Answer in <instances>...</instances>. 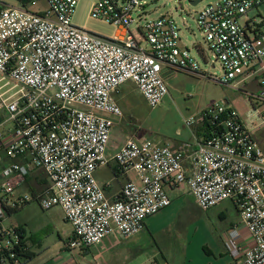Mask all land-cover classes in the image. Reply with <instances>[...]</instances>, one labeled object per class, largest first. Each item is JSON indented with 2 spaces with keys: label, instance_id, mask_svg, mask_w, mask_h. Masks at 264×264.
Returning <instances> with one entry per match:
<instances>
[{
  "label": "built area",
  "instance_id": "2783aa9c",
  "mask_svg": "<svg viewBox=\"0 0 264 264\" xmlns=\"http://www.w3.org/2000/svg\"><path fill=\"white\" fill-rule=\"evenodd\" d=\"M77 1L19 0V7L0 10V82L8 78L20 86L12 101L0 86V151L10 160L0 167V264L22 252L20 230L1 224L4 207L31 201L14 193L34 168L50 181L37 198L40 207H60L73 226L70 252L112 235L137 236L148 218L171 205L168 190L187 187L203 211L231 201L242 223L227 232V253L237 264H264V152L228 104L184 121L188 128L209 124L194 147L128 137L113 159L123 175L134 177L128 176L116 199L107 198L96 178L110 162L111 132L123 117L116 94L129 81L151 108L168 95L164 69L234 87L255 79L264 96V31L248 19L264 0H216L197 14L221 77L203 71L181 45L171 16L146 20L136 15L140 0H97L91 16L118 27L116 37L106 39L72 24ZM40 2L46 11L30 9Z\"/></svg>",
  "mask_w": 264,
  "mask_h": 264
},
{
  "label": "rangeland",
  "instance_id": "374dc122",
  "mask_svg": "<svg viewBox=\"0 0 264 264\" xmlns=\"http://www.w3.org/2000/svg\"><path fill=\"white\" fill-rule=\"evenodd\" d=\"M191 1L194 0H140L143 9L137 11L136 15L144 16L143 19L146 20L164 15L171 16L181 30V45L189 48L203 71L221 77L222 68L208 52L203 34L196 22L197 14L216 0H201L197 5H192ZM96 2L97 0H78L71 22L100 37L114 39L118 34V27L91 16L92 7ZM0 4L6 7L20 6L19 0H0ZM47 8L43 2L30 7L35 12H44ZM248 19L254 20L261 31H264V4L251 10ZM246 22L247 19L240 21L242 25ZM131 31L135 34L136 27L132 26ZM144 46L147 47L145 43ZM197 46L203 48L204 54L198 51ZM162 76L168 95L156 108L148 106L130 81L116 95L123 111L120 124L115 127V131L120 132L119 138H123L124 135L136 136L140 140L157 144L190 140L195 136L196 125L186 127L184 123L186 119L199 117L212 105L228 104L248 125L252 137L264 149V96L257 80H248L247 84L242 83L234 87L183 71L164 69ZM2 85L4 87L2 92L8 91L5 98L11 97L10 101L15 100L17 97L14 94L20 86L14 88L15 83L8 78L0 82V86ZM104 176L111 179L112 173L106 172ZM117 185L116 181L113 182V187ZM21 191L27 192L24 187ZM168 195L171 198V205L146 220L147 229L143 233V244L152 246L149 250L154 249L157 259L161 258L160 252L168 257L174 256V264L182 262L185 257L186 264L201 263L208 258V250L216 254L221 236L228 224L240 217L233 203L226 201L203 211L187 193L180 194L173 190L168 191ZM61 211L60 208H54L34 219L42 230V233L40 232L42 247L36 249L39 251L33 250L35 263H43L57 257H75L77 264H98L92 255L83 259L75 256V251L67 250L65 243L71 238L74 230L71 223L65 222L64 213ZM20 218V213L6 215L2 227L17 228ZM136 258H138L136 263L147 262V254H138Z\"/></svg>",
  "mask_w": 264,
  "mask_h": 264
},
{
  "label": "crops",
  "instance_id": "0c3cea01",
  "mask_svg": "<svg viewBox=\"0 0 264 264\" xmlns=\"http://www.w3.org/2000/svg\"><path fill=\"white\" fill-rule=\"evenodd\" d=\"M0 7H2L1 4ZM243 84H247V82ZM134 86L136 87L135 84ZM124 87H126V84L123 85L121 89H123ZM121 89L119 90V92L121 91ZM119 92L117 94H119ZM120 120L121 118L116 119L117 122L115 123L112 129L110 142L106 150V155L110 160V162L106 167L100 168L96 172V178L99 184L104 188L107 198L110 200H114L119 196L121 187L127 181L128 176L131 178L134 177L133 173L128 176L123 175L113 159L114 155L122 147L126 139L130 137L126 135H124L123 138L118 137V134H120V132L115 131V127L119 126ZM204 133H205L204 125L202 123H199L196 125L195 136L194 138H191L192 140L191 139L178 140L166 144H169L173 148H178L182 146L183 143H189L194 147L195 140H202L205 138ZM261 149L264 152V149L262 147ZM8 162H10V160L6 157L3 151H0V167ZM184 166H188L187 160L185 161ZM106 172L112 173L111 179H107L104 176ZM115 181L117 182L118 185L113 187V182ZM49 183L50 181L47 175L45 174V172L40 168H34L27 175L25 182L15 191L14 193L15 199L22 196H27L31 198V201H29L25 205L20 206L17 210H15L10 214V215L12 214L16 215L18 213L21 214V218L18 221L17 228L20 230V232L23 233L22 235L20 234L22 252L18 253L13 261L7 258L6 261L1 264H77L75 257H68V258L57 257L55 259H51L43 263L41 262L35 263L34 261L33 257L35 256V253H33V250L42 247V242L40 237L42 230L40 226L35 223L34 219H37L39 214L42 213L44 214L45 212L51 211L54 208H60V207H54L49 210H44L40 207L37 201V198L46 191V189L49 186ZM23 187L26 188L27 192L21 191ZM173 190L179 192L180 194L187 193L188 195L192 196L189 193L187 187L170 189L168 191H173ZM220 214L222 215L223 213L221 212ZM65 222H67L66 219ZM146 223L147 222H145L144 230L135 237H132L130 239H122L118 235H112L106 238L105 240H103L101 243L95 245L94 247H91L90 249H82L75 251L76 252L75 256L81 257L83 259H87L89 256L92 255L93 258L97 260L98 264H143L142 262L136 263V261L138 260V258L136 257L138 254H147V262L145 264H174L175 263L174 256L168 257L162 252H160L161 258L157 259L156 252L154 251V249L152 248V250H149L151 249L152 246L143 244L144 242L143 233L147 229ZM241 223L242 221L240 217L235 222H230L228 224V227L221 236L220 245L217 248L216 254H214L213 251L208 250V254H207L208 258L204 259L201 263H197V264H237L235 260L227 253L224 242L227 232L234 226L239 225ZM28 231L30 232L29 234ZM70 239H68V241ZM67 242L65 244H67ZM185 258L182 262H179L178 264H186L187 260Z\"/></svg>",
  "mask_w": 264,
  "mask_h": 264
},
{
  "label": "trees",
  "instance_id": "16d2710c",
  "mask_svg": "<svg viewBox=\"0 0 264 264\" xmlns=\"http://www.w3.org/2000/svg\"><path fill=\"white\" fill-rule=\"evenodd\" d=\"M1 9H2V7H0V10H1ZM197 49H198L199 52L202 53V48H201V46H197ZM208 128H209V124H208V123H205V124H204V132L206 133V134L204 133L205 136L207 135ZM18 208H19V207H14V208L4 207V209H5L6 213H7V215H10L12 212H14L15 210H17ZM16 231H19V229H17Z\"/></svg>",
  "mask_w": 264,
  "mask_h": 264
},
{
  "label": "water",
  "instance_id": "95a60500",
  "mask_svg": "<svg viewBox=\"0 0 264 264\" xmlns=\"http://www.w3.org/2000/svg\"><path fill=\"white\" fill-rule=\"evenodd\" d=\"M199 2H200V0H194V1H191V4L192 5H197Z\"/></svg>",
  "mask_w": 264,
  "mask_h": 264
}]
</instances>
